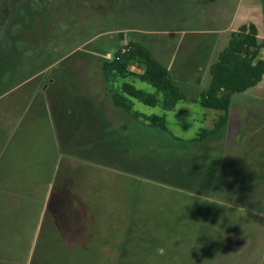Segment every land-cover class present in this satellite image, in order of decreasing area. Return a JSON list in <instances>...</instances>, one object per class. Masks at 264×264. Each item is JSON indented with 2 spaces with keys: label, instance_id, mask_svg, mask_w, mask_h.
Wrapping results in <instances>:
<instances>
[{
  "label": "rangeland",
  "instance_id": "374dc122",
  "mask_svg": "<svg viewBox=\"0 0 264 264\" xmlns=\"http://www.w3.org/2000/svg\"><path fill=\"white\" fill-rule=\"evenodd\" d=\"M244 24L264 39V0H0V98L61 78L77 100L98 98L103 63L130 42L190 98L209 88L204 65ZM135 110L166 115L168 132L129 123L95 141L83 180L81 169L47 190L19 263L264 264V78L233 95L227 129L200 144L191 140L224 112Z\"/></svg>",
  "mask_w": 264,
  "mask_h": 264
},
{
  "label": "crops",
  "instance_id": "0c3cea01",
  "mask_svg": "<svg viewBox=\"0 0 264 264\" xmlns=\"http://www.w3.org/2000/svg\"><path fill=\"white\" fill-rule=\"evenodd\" d=\"M210 65H204L206 70ZM198 70L203 71L202 65ZM202 81L201 76L195 79L200 86ZM107 83L98 98L85 90L77 100L74 84L62 78L50 80L31 95L0 98V264H20V245L50 195L47 190L59 183L65 187L81 169L83 180L84 168L94 165L95 141H104L114 130L124 132L129 123L142 126L114 106ZM204 91L190 98H199ZM185 104L201 106L183 101L175 111Z\"/></svg>",
  "mask_w": 264,
  "mask_h": 264
},
{
  "label": "trees",
  "instance_id": "16d2710c",
  "mask_svg": "<svg viewBox=\"0 0 264 264\" xmlns=\"http://www.w3.org/2000/svg\"><path fill=\"white\" fill-rule=\"evenodd\" d=\"M125 50V51H124ZM103 77L110 83L113 104L142 127L168 132L166 115H145L135 110V101L164 111H175L180 102L199 103L203 108L224 112L212 129H201L193 144L220 135L229 125V111L234 94L246 93L264 78V39L254 24H244L233 31L209 67L210 85L199 98H189L171 76L169 69L144 45L130 42L118 49L115 57L103 63ZM134 69V70H133ZM140 80L156 92L147 93L135 87ZM150 130V131H151Z\"/></svg>",
  "mask_w": 264,
  "mask_h": 264
},
{
  "label": "built area",
  "instance_id": "2783aa9c",
  "mask_svg": "<svg viewBox=\"0 0 264 264\" xmlns=\"http://www.w3.org/2000/svg\"><path fill=\"white\" fill-rule=\"evenodd\" d=\"M125 51V50H124Z\"/></svg>",
  "mask_w": 264,
  "mask_h": 264
}]
</instances>
